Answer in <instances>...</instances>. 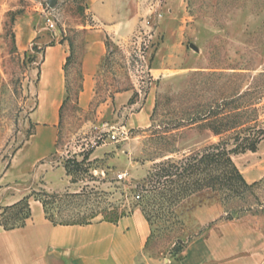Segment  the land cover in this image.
I'll list each match as a JSON object with an SVG mask.
<instances>
[{"label":"rangeland","instance_id":"1","mask_svg":"<svg viewBox=\"0 0 264 264\" xmlns=\"http://www.w3.org/2000/svg\"><path fill=\"white\" fill-rule=\"evenodd\" d=\"M15 1L14 18L43 11L53 14L52 34L66 36L72 54L69 61L75 59L82 35L96 25L86 0H59L54 9L49 8L48 0ZM125 2L130 5V36L123 41L108 36L107 55L90 105H78L75 89L72 101L65 106L60 150L51 161L55 167L65 166L72 184L52 193L38 188L50 196H60L59 205L40 196L49 203L50 216L58 222H88L93 217L99 222L144 210L152 226L147 254L163 264L184 260L190 241L203 234L195 222L184 218L186 210L198 205V200L215 198L226 210L225 221L246 220L264 230V139L256 152L232 156L242 177L252 186L240 195L206 193L169 210L167 205L154 204L149 192L156 182L157 164L202 154L234 134L231 131L216 136L203 122L193 124V119L215 112L235 122L242 115L251 127L264 129V0ZM12 34L8 25V55L4 60L8 81L0 105L2 164L32 132L29 114L35 105L34 84L42 61L40 49L17 53ZM126 90H134L136 95L127 110L119 111L114 100ZM150 92L154 106L148 126L132 131L140 138L143 151L135 160L137 171L125 172L127 177L123 179L117 172L104 175L106 164L91 162L92 150L113 133L121 135L115 143L120 148L130 135L124 129L129 116L142 109ZM3 210L0 208V230L23 223L26 211L14 218L16 212L3 214Z\"/></svg>","mask_w":264,"mask_h":264},{"label":"crops","instance_id":"2","mask_svg":"<svg viewBox=\"0 0 264 264\" xmlns=\"http://www.w3.org/2000/svg\"><path fill=\"white\" fill-rule=\"evenodd\" d=\"M86 3L96 25L82 35L75 59L69 61L72 54L66 36L61 32L52 34L55 25L51 12L27 13L12 22L17 2L0 0V105L8 81L4 66L8 25L17 53L39 49L42 52L34 84L35 105L29 114L32 132L6 164L0 162V208L12 207L29 197L31 217L23 227L0 230V264H163L159 258L147 254L152 226L142 210L136 209L117 223L56 225L47 219L43 204L36 197L40 187L48 193L70 188L71 176L65 166L55 167L51 161L60 150L65 106L72 101L75 89L78 105H90L107 55L108 36L116 41L130 36L129 2L86 0ZM135 95L134 90L123 91L117 94L114 105L119 111L127 110ZM153 106L150 92L142 109L129 116L124 129L130 135L120 148L110 139L94 147L90 161H104V175L137 171L135 160L143 151L140 138L132 131L148 126ZM194 199L200 198L190 201ZM198 201V205L186 210L184 218L195 222L203 234L190 241L184 260L170 264H264L263 229L246 220L225 221L226 210L215 198Z\"/></svg>","mask_w":264,"mask_h":264},{"label":"trees","instance_id":"3","mask_svg":"<svg viewBox=\"0 0 264 264\" xmlns=\"http://www.w3.org/2000/svg\"><path fill=\"white\" fill-rule=\"evenodd\" d=\"M14 19L12 17V22ZM12 37L14 42L13 34ZM193 122V124L203 122V125L216 136L223 137V135L231 131H234V134L228 139L222 140L218 146L212 147L202 154L178 162L168 160L156 165V182L151 184L152 187L149 192L153 195L154 204H158L159 202L163 206L167 205L169 210L173 206H181L186 201L206 193H212L217 196L220 193L240 195L243 193V190L252 187L242 177L232 156L248 151L256 152L258 145L264 139V129L251 127V122L244 120L242 115L233 122L230 117H223L215 112H210L209 115L199 118V120L193 119ZM231 140L233 142L232 144ZM230 145L231 150H229ZM36 195L37 199L43 204L47 219L56 225H86L95 223L93 221L94 217L88 222H58L50 216L48 211L49 203L40 198V196H44L47 200H56L58 205L60 203V196L54 194L50 196L46 192L37 193ZM81 196L82 194L71 196V198L76 199ZM22 211H26L23 223L13 225L10 229L23 227L30 219L31 209L29 197L12 207L4 208L3 214L16 212L13 216L14 218L22 214ZM142 211L146 216V212L144 210ZM121 218L106 217L99 222L117 223ZM12 220L14 219L12 218ZM148 221L150 222L149 219Z\"/></svg>","mask_w":264,"mask_h":264},{"label":"built area","instance_id":"4","mask_svg":"<svg viewBox=\"0 0 264 264\" xmlns=\"http://www.w3.org/2000/svg\"><path fill=\"white\" fill-rule=\"evenodd\" d=\"M120 134H118V133H113L111 136H110V140L112 141V142H119L120 141ZM125 177H127V174H120L119 176H118V178L119 179H123V178H125ZM138 199H140V196H138Z\"/></svg>","mask_w":264,"mask_h":264},{"label":"water","instance_id":"5","mask_svg":"<svg viewBox=\"0 0 264 264\" xmlns=\"http://www.w3.org/2000/svg\"><path fill=\"white\" fill-rule=\"evenodd\" d=\"M58 1L59 0H48V6H49V8H51V9L56 8V6L58 4Z\"/></svg>","mask_w":264,"mask_h":264}]
</instances>
